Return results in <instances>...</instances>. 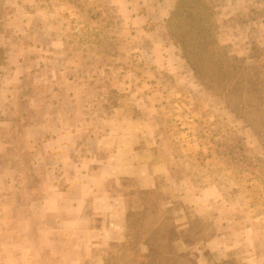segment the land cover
I'll return each mask as SVG.
<instances>
[{"label": "rangeland", "instance_id": "1", "mask_svg": "<svg viewBox=\"0 0 264 264\" xmlns=\"http://www.w3.org/2000/svg\"><path fill=\"white\" fill-rule=\"evenodd\" d=\"M101 256L264 264V0H0V264Z\"/></svg>", "mask_w": 264, "mask_h": 264}, {"label": "crops", "instance_id": "2", "mask_svg": "<svg viewBox=\"0 0 264 264\" xmlns=\"http://www.w3.org/2000/svg\"><path fill=\"white\" fill-rule=\"evenodd\" d=\"M114 217H116V216H114ZM77 217H75V219H76ZM121 218V217H120ZM119 217H116V218H114V219H120ZM43 220V218H39V217H33V219H31V218H29V222H41ZM55 221V222H57L58 223V220L56 219V218H52V217H50V223L52 222V221ZM61 221H62V218L60 219ZM73 221H74V219H73ZM120 221V220H119ZM119 221H116V223H118ZM119 224V223H118ZM120 225H121V223H120ZM122 227V226H121ZM38 226H33V225H31L30 227H28V229L27 230H29V229H32V230H38ZM53 228H55V227H53ZM52 228V230L50 231V234L49 235H55V236H57L58 235V233L56 232V233H54V231H56L55 229H53ZM73 230H74V228H73ZM79 231H81V230H79ZM68 238H69V235L67 236ZM72 237H74V233H73V231H71L70 232V238H72ZM67 238V245L68 246H70V238L68 239ZM101 240V243H100V246H102V241L104 240V241H107L108 242V240L106 239V238H101L100 239ZM94 245V244H93ZM28 248H30V246L28 247V246H26L25 248H24V251H26V250H28ZM29 255L31 256V257H34V255L32 256V254L31 253H29ZM86 256H88V255H86ZM105 256V255H104ZM104 256H101L102 257V259L101 260H98V261H96V264H105V261H104V259H105V257ZM78 258H83L84 256H82L81 255V253H79L78 254V256H77ZM35 259V258H34ZM30 264H36L35 263V261H30Z\"/></svg>", "mask_w": 264, "mask_h": 264}]
</instances>
